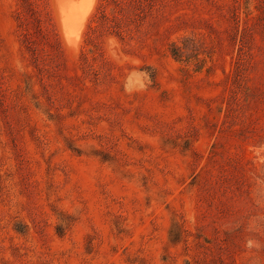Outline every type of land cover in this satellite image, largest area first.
Masks as SVG:
<instances>
[{"label": "rangeland", "instance_id": "1", "mask_svg": "<svg viewBox=\"0 0 264 264\" xmlns=\"http://www.w3.org/2000/svg\"><path fill=\"white\" fill-rule=\"evenodd\" d=\"M63 2L0 0V264H264V0Z\"/></svg>", "mask_w": 264, "mask_h": 264}, {"label": "bare ground", "instance_id": "2", "mask_svg": "<svg viewBox=\"0 0 264 264\" xmlns=\"http://www.w3.org/2000/svg\"><path fill=\"white\" fill-rule=\"evenodd\" d=\"M64 2H65V4H64ZM64 2H63V5H65L67 17H69V20H68L69 25H68V28H66L67 33H65V36H66L67 40L71 44H73L80 37V32H81L80 30H81L85 20L87 19V17L89 16L90 12L92 11V9L94 7V0H81V1H79V0H76V1L75 0H66L65 1L64 0ZM76 2H77V4H76ZM84 26H85V24H84ZM84 26H83V29H84ZM68 30H69V32H68ZM78 42L76 44H73V45L77 46ZM66 43H68V42L66 41ZM72 46L70 45V47H72ZM72 48H74V46Z\"/></svg>", "mask_w": 264, "mask_h": 264}]
</instances>
